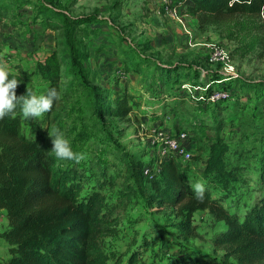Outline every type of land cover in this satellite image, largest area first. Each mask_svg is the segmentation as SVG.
Returning a JSON list of instances; mask_svg holds the SVG:
<instances>
[{
  "label": "rangeland",
  "instance_id": "1",
  "mask_svg": "<svg viewBox=\"0 0 264 264\" xmlns=\"http://www.w3.org/2000/svg\"><path fill=\"white\" fill-rule=\"evenodd\" d=\"M36 3L26 0L14 19L7 18L9 22L0 25V50L10 52L12 67L25 70L23 79L39 94L46 83L33 72L35 63L54 50L55 33L33 23ZM188 3L52 0L71 16L95 13L106 22L91 25L98 35L88 40V84L72 87V97L59 107L51 127L63 130L73 149L84 153L80 161L58 158V167L80 169L86 181L81 196L92 190L98 196V219L109 228L99 236L108 264H168L165 253L179 250L194 255V264H238L226 247L215 243L227 226L212 212L197 210L188 218L184 211L151 196L147 177L163 161L158 133L165 139L187 134L177 159L187 169L190 182L203 179L229 212L244 213L264 192V115L260 108L264 91L253 88L255 83L264 84L263 19L237 17L201 25L187 14ZM21 45L28 51L22 55ZM213 45L225 49L227 62L210 61ZM156 64L186 66L187 71L178 73L177 79L173 75L172 83L152 96L145 93V85ZM122 88L136 96L140 105L127 116L98 117L92 93H114ZM213 92L226 97L211 102L208 97ZM34 121L46 129L47 115L34 117ZM219 140L229 149L224 167L209 169V150ZM97 163L113 179V185L106 184L103 190L96 186ZM124 164L132 172L128 179ZM126 185L131 188L129 194H123ZM6 221L0 210V232L6 229ZM144 246H148L146 251ZM8 248L0 237V261L9 258Z\"/></svg>",
  "mask_w": 264,
  "mask_h": 264
},
{
  "label": "trees",
  "instance_id": "2",
  "mask_svg": "<svg viewBox=\"0 0 264 264\" xmlns=\"http://www.w3.org/2000/svg\"><path fill=\"white\" fill-rule=\"evenodd\" d=\"M37 2L31 15L33 23L37 22L43 31L55 35L54 50L43 60L36 61L33 72L46 83L40 93L55 87L59 95L52 109L44 113L47 115L45 130L34 118H25L19 108L0 118V210L5 212L7 220L0 237L9 246V258L0 264H108L99 236L109 228L98 219V196L94 190L81 196L86 182L84 175L73 166L58 167L50 138L54 129L52 120L58 116L63 102L72 97V87H84L89 82L88 40L98 35L91 25L100 26L106 22L95 13L71 16L55 7L52 0ZM191 2L186 12L201 25H216L237 17H257L263 19L264 25V0ZM25 3L26 0H0V21L14 19ZM12 64L10 77L14 75L21 81L15 89L17 96L25 94L26 90L37 93L23 79L25 70L12 67ZM186 71V66L156 64L146 81L145 93L156 95L172 83L169 80L173 75L177 79L178 73ZM253 88L259 93L264 91V84L255 83ZM92 97L98 117L127 116L134 106L140 105L138 98L126 88L114 93L96 90ZM260 108L264 115V102ZM228 150L226 143L216 142L209 150L207 167L222 169ZM120 158L124 160L121 155ZM96 165L99 168L95 178L98 189L103 190L106 184L112 186L113 179L106 177L105 167ZM128 168L124 164L127 179L132 174ZM147 181L155 200L184 211L185 217L189 218L197 210H209L223 221L227 229L215 243L226 247L238 264H264V192L244 213H231L207 186L203 200L197 199L187 169L173 157L161 161L159 170L147 177ZM130 190L126 185L123 194H129ZM147 248L142 247L145 251ZM165 255L168 264H194L196 260L194 255L190 257L180 250Z\"/></svg>",
  "mask_w": 264,
  "mask_h": 264
},
{
  "label": "clouds",
  "instance_id": "3",
  "mask_svg": "<svg viewBox=\"0 0 264 264\" xmlns=\"http://www.w3.org/2000/svg\"><path fill=\"white\" fill-rule=\"evenodd\" d=\"M10 72L9 65L0 61V118L15 112L18 108L25 118L40 117L52 109L59 95L55 87H50L46 92L39 94L26 90L25 94L17 96L15 89L21 81L14 75L10 77ZM50 138L51 151L56 157L74 161L84 159V153L75 151L70 140L59 129L54 128ZM205 187L203 179H197L193 183L192 188L197 199L203 200Z\"/></svg>",
  "mask_w": 264,
  "mask_h": 264
},
{
  "label": "built area",
  "instance_id": "4",
  "mask_svg": "<svg viewBox=\"0 0 264 264\" xmlns=\"http://www.w3.org/2000/svg\"><path fill=\"white\" fill-rule=\"evenodd\" d=\"M165 1V0H163ZM8 23L5 20L0 21V25ZM227 53L225 49L219 45H213L210 51V61L211 62H227ZM0 61L6 62L9 66L12 64V56L10 52L0 50ZM226 97L225 93L213 92L209 95L208 100L211 102H216L222 98ZM159 142L161 143V156L162 159H167L173 157L176 160L177 154L181 152V144L188 139V136L184 132L174 134L170 139H165L162 133H158ZM180 151V152H179ZM179 161V160H178Z\"/></svg>",
  "mask_w": 264,
  "mask_h": 264
},
{
  "label": "crops",
  "instance_id": "5",
  "mask_svg": "<svg viewBox=\"0 0 264 264\" xmlns=\"http://www.w3.org/2000/svg\"><path fill=\"white\" fill-rule=\"evenodd\" d=\"M191 4H192V2H191V0H189V3H188V5L189 6H191ZM17 36V35H16ZM16 38H18V37H15V38H13V40H16ZM26 44V43H25ZM27 44H29L30 45V43H27ZM22 46V45H21ZM31 46H33V45H31ZM22 49H21V55L23 54V53H25V52H28V51H26L25 49H23L24 47L22 46L21 47ZM20 52V51H19ZM40 60H42L41 58H40ZM7 222V221H6Z\"/></svg>",
  "mask_w": 264,
  "mask_h": 264
}]
</instances>
